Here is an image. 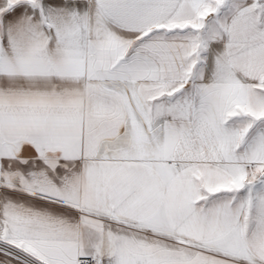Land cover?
<instances>
[{
    "label": "snow or ice",
    "instance_id": "6c2138e0",
    "mask_svg": "<svg viewBox=\"0 0 264 264\" xmlns=\"http://www.w3.org/2000/svg\"><path fill=\"white\" fill-rule=\"evenodd\" d=\"M0 264H264V0H0Z\"/></svg>",
    "mask_w": 264,
    "mask_h": 264
}]
</instances>
